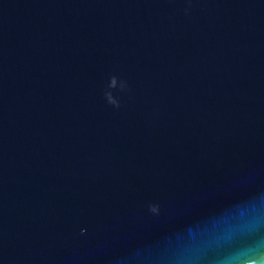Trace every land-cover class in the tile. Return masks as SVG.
Wrapping results in <instances>:
<instances>
[{
  "label": "water",
  "instance_id": "water-1",
  "mask_svg": "<svg viewBox=\"0 0 264 264\" xmlns=\"http://www.w3.org/2000/svg\"><path fill=\"white\" fill-rule=\"evenodd\" d=\"M256 188L264 0H0L2 264H135Z\"/></svg>",
  "mask_w": 264,
  "mask_h": 264
},
{
  "label": "clouds",
  "instance_id": "clouds-1",
  "mask_svg": "<svg viewBox=\"0 0 264 264\" xmlns=\"http://www.w3.org/2000/svg\"><path fill=\"white\" fill-rule=\"evenodd\" d=\"M116 82V76L109 77L107 87ZM119 88L126 90V81L121 79ZM104 97L119 107L111 92L105 91ZM256 189L243 212L221 205L190 232L177 233L137 253L135 264H264V189ZM148 211L157 215L159 208L149 204Z\"/></svg>",
  "mask_w": 264,
  "mask_h": 264
}]
</instances>
